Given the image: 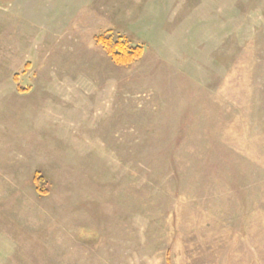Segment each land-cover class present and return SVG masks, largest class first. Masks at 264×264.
I'll return each instance as SVG.
<instances>
[{"label": "rangeland", "instance_id": "obj_1", "mask_svg": "<svg viewBox=\"0 0 264 264\" xmlns=\"http://www.w3.org/2000/svg\"><path fill=\"white\" fill-rule=\"evenodd\" d=\"M0 264H264V0H0Z\"/></svg>", "mask_w": 264, "mask_h": 264}, {"label": "trees", "instance_id": "obj_2", "mask_svg": "<svg viewBox=\"0 0 264 264\" xmlns=\"http://www.w3.org/2000/svg\"><path fill=\"white\" fill-rule=\"evenodd\" d=\"M96 43L101 46L113 63L121 68H129L138 63L144 55V48L142 46H132L128 41L123 38L116 39L112 31H106L95 37ZM18 79V76H16ZM21 93L26 90L18 86ZM35 187L42 195L49 193L48 182L43 178L40 173L35 175Z\"/></svg>", "mask_w": 264, "mask_h": 264}]
</instances>
